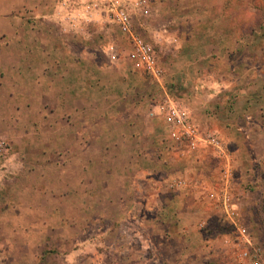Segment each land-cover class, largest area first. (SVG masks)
<instances>
[{
	"label": "rangeland",
	"instance_id": "1",
	"mask_svg": "<svg viewBox=\"0 0 264 264\" xmlns=\"http://www.w3.org/2000/svg\"><path fill=\"white\" fill-rule=\"evenodd\" d=\"M0 1L4 10L20 4ZM61 2L55 0L56 9ZM25 6L49 10L47 0ZM41 22L43 42L83 63L69 68L87 80L91 99L85 114L74 116L89 144L76 152L93 160L85 174L88 212L75 215L77 226L42 225L58 213L47 204H59L39 193L21 196L16 182L7 190L0 176V264H264V0H151L148 14L133 16V28L154 48L160 80L133 65L128 37L100 19L79 34L65 31L59 19ZM167 97L202 135H218L224 153L181 155L155 108ZM8 110L0 115V169L18 149L34 159L25 164L36 171L28 181L62 197L61 169L44 161L66 156L63 142L73 130L62 131L59 115L46 121L19 115L13 102ZM100 142L131 149H115L99 163ZM72 175L78 180L79 171ZM35 211L39 227L28 225ZM10 215L25 225L14 226Z\"/></svg>",
	"mask_w": 264,
	"mask_h": 264
},
{
	"label": "crops",
	"instance_id": "2",
	"mask_svg": "<svg viewBox=\"0 0 264 264\" xmlns=\"http://www.w3.org/2000/svg\"><path fill=\"white\" fill-rule=\"evenodd\" d=\"M27 1L20 0L19 5L5 10L0 1V26L2 24H4L3 26H12L11 28L4 27V30H0V115L12 113L13 111H9L8 108L13 102L15 113L19 115L28 113L42 116V119L45 121L49 120L51 116L55 117L59 115L62 120L59 127H61L62 131L73 130L74 135L71 134L69 136L71 138H67L63 142V147L66 148L64 153L66 156L58 157L54 160L47 158L48 161H44L46 164H54L61 169L60 174L63 177H59L56 182L58 184L63 182L64 184L65 189L62 197L52 196L45 187L42 186V188L36 182L33 184L31 181H28L29 176L27 177V175H32L36 171H29L30 168L25 164L33 163L34 159L29 162L27 156L22 154L18 149L17 151L15 150V154H10L7 159L2 161L0 169V176L3 179L2 186L9 190L10 183L15 185L17 183L21 196L29 193H35L36 195L39 193V195L42 194L43 196L48 195L59 205L54 208L52 207L55 203L47 205L52 211H58V213H54L51 218L42 219V225L60 228L73 227L79 225L75 215L86 216L88 212L86 196L89 184L85 174L93 163L90 157L84 156V152L81 154L76 152L77 146L86 152L89 144L86 143L88 136L86 135L84 124H77L74 116L85 114V108L91 99H89V94L83 86V83H87V80L81 82L82 78L69 68L72 64L79 67L82 66V59L71 58L69 49L60 47L55 49L53 45L45 43L43 39L39 38L40 34H42L41 19L43 21L48 19L51 22H55L58 18L55 11V0H47L49 10L45 13L46 15H43L41 10L26 12L27 8H25V5ZM39 2H42V0H38ZM31 18L35 19L32 22L34 27H29L28 20ZM53 34H56L55 31L50 30L49 35L53 36ZM61 50L65 52V55L59 59V54L56 51ZM8 54L10 59L8 58ZM9 68L11 71H15L14 74H8ZM59 80L65 83L77 81L80 85L77 84L74 87L71 86L67 89L65 87V90H60L54 86V83ZM8 103L10 104L8 105ZM15 122H17V125H21L17 120ZM38 124L34 128L35 131L41 128ZM124 143L118 142L117 146L113 143L111 146L105 142L102 146V142H100L99 146H101V149L99 152L103 154L99 158V163L105 161L107 159L106 154L113 153L115 149H131ZM14 145L18 146L19 144L14 142ZM20 145L31 146L32 144L25 142ZM10 164L17 165L15 167L18 168L11 170L8 168ZM75 171H79V177L77 178L78 180L74 179L75 181L72 182L69 178L73 176L72 173ZM115 171V169L111 171L112 176L115 175ZM63 179H66L67 182L65 183ZM75 194L79 195V199L76 198L71 202L72 199L70 197ZM21 201H23L22 198ZM36 212L32 215L31 224L28 223V225L39 227L41 226V219ZM68 212L70 215H68ZM10 216L12 222H14V226L25 225L23 224L25 221L21 222L18 217ZM178 227L179 225L176 226V228Z\"/></svg>",
	"mask_w": 264,
	"mask_h": 264
},
{
	"label": "built area",
	"instance_id": "3",
	"mask_svg": "<svg viewBox=\"0 0 264 264\" xmlns=\"http://www.w3.org/2000/svg\"><path fill=\"white\" fill-rule=\"evenodd\" d=\"M150 2L151 0H62L55 11L57 20L65 25L64 30L71 33L83 32L85 24L95 19L118 29L130 41L133 65L151 79L160 80L162 71L154 48L133 28V16L148 14ZM155 108L169 125V139L181 150V155L193 154L203 148L224 153L220 137L214 133L202 135L190 116L168 97L156 104ZM223 207L226 214H232L226 198Z\"/></svg>",
	"mask_w": 264,
	"mask_h": 264
}]
</instances>
